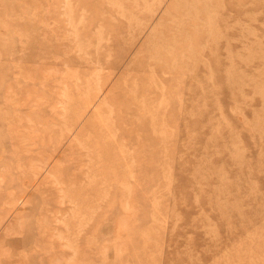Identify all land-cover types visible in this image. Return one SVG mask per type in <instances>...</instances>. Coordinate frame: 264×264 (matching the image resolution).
<instances>
[{
	"label": "rangeland",
	"instance_id": "obj_1",
	"mask_svg": "<svg viewBox=\"0 0 264 264\" xmlns=\"http://www.w3.org/2000/svg\"><path fill=\"white\" fill-rule=\"evenodd\" d=\"M0 264H264V0H0Z\"/></svg>",
	"mask_w": 264,
	"mask_h": 264
}]
</instances>
